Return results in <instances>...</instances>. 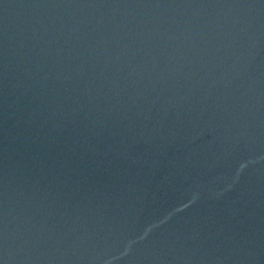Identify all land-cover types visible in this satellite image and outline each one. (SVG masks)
Here are the masks:
<instances>
[{
    "label": "water",
    "instance_id": "95a60500",
    "mask_svg": "<svg viewBox=\"0 0 264 264\" xmlns=\"http://www.w3.org/2000/svg\"><path fill=\"white\" fill-rule=\"evenodd\" d=\"M0 264H264V0H0Z\"/></svg>",
    "mask_w": 264,
    "mask_h": 264
}]
</instances>
